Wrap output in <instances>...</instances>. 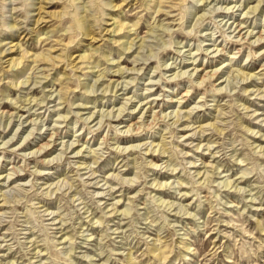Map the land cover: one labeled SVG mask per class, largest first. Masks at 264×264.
<instances>
[{
	"label": "rangeland",
	"instance_id": "obj_1",
	"mask_svg": "<svg viewBox=\"0 0 264 264\" xmlns=\"http://www.w3.org/2000/svg\"><path fill=\"white\" fill-rule=\"evenodd\" d=\"M240 21L264 29V0H0V264H264V43Z\"/></svg>",
	"mask_w": 264,
	"mask_h": 264
},
{
	"label": "bare ground",
	"instance_id": "obj_2",
	"mask_svg": "<svg viewBox=\"0 0 264 264\" xmlns=\"http://www.w3.org/2000/svg\"><path fill=\"white\" fill-rule=\"evenodd\" d=\"M256 9V8H255ZM255 9H254V11H255ZM244 23H245V21H240L239 23H237V26H236V28L233 30V32H236L237 30V35H238V37H242L241 39H248V40H251V38L252 37H256V39H255V41L257 40V41H261L260 42V44H257V45H262L263 43H264V40H263V38H264V29H262V30H260V31H258L256 34H254V30H250L249 29V27L248 26H246V27H248V29H247V31L244 33L243 32V29L245 28V26H244ZM244 33V34H243ZM257 34H258V36H257ZM248 37H250V38H248ZM131 47H126L125 49H130ZM215 50H217V51H221V53H224V52H222L223 51V49H215ZM263 53H264V49H263ZM231 58H235L234 56H232ZM192 65L195 63L194 61H192V62H190ZM211 65V64H210ZM210 67V66H209ZM208 67H205V68H203V67H194L192 70H194V71H197L198 72V74H197V76H198V81H200L199 83H201L202 85H203V83H206V82H210V83H212L211 81H212V79H214V78H218V73H219V69L220 68H216V69H211V70H209V69H207ZM196 76V77H197ZM244 76V78L245 79H252L251 80V82H255L256 80V76H255V74L253 73V74H251V73H246V75L244 74L243 75ZM225 82V80H222L221 82H220V84H218V85H221L222 83H224ZM250 82V83H251ZM208 84V83H207ZM200 85V84H199ZM201 85V86H202ZM205 85V84H204ZM251 85V84H250ZM221 89V88H220ZM189 90H187L185 93H183L182 94V97L181 98H184L185 96H189V92H188ZM246 91H248V90H246ZM257 91H259V93H258V95H261V93H260V90L259 89H257L256 90V92ZM253 93H255V92H253ZM262 97H264V95H261V98ZM152 101H154V100H152ZM152 101H149V102H146L145 103V105H148V104H150V106H149V109L147 110V112H153L154 114L157 112V111H155L154 110V106H153V103H151ZM176 101H178V100H176ZM183 101V100H182ZM40 105V104H39ZM145 109V108H144ZM116 112H118V114H116V117L118 116V118H119V116H120V114L121 113H123V112H125V110H123L122 109V107H120V109H117L116 110ZM161 112V111H160ZM158 113L157 112V114H155V115H153V119H160L161 117L162 118H165V117H167V115H164L165 113ZM153 113H151L150 115H152ZM127 115V114H126ZM143 115H147V113H142V115H141V117L143 116ZM91 117L93 116V114H91L90 115ZM100 116V115H99ZM115 116V115H114ZM123 116H125V115H123ZM98 117V116H97ZM258 117V116H257ZM145 118V117H144ZM147 118V117H146ZM123 119V117L120 119V120H122ZM142 119V118H141ZM95 120V119H94ZM118 121H120L119 119H117ZM145 120V119H144ZM179 120V118L176 120V121H178ZM148 121V120H147ZM159 121V120H158ZM141 124H143V121L141 122V121H134V119L132 118L131 120H130V122L129 123H127V125L126 126H124V127H126V129H127V131H129L130 129H134V131H136V133L138 132V131H140L139 129L140 128H142L141 126ZM214 125V124H213ZM195 129V128H194ZM133 131V132H134ZM132 132V133H133ZM50 134H51V132H49ZM48 133V134H49ZM53 135L54 134H56V133H52ZM128 134V133H127ZM53 135H50V139L48 138V141L47 142H43V143H41L40 145H39V147H37L36 149H35V151H33V152H35L36 153V156L35 155H32V156H30L29 157V159H33V158H37L38 157V154H40L39 156H48V155H51L50 153L53 151V149H57V146H56V144L52 147L51 146V143L52 142H50V141H52V137H53ZM133 135V134H132ZM131 135V136H132ZM201 142V141H200ZM31 143V141H28L26 144H25V146H27L28 144H30ZM57 143V142H56ZM146 145V144H145ZM164 145V144H163ZM163 145L162 144H160V143H158L157 144V146H155V147H158V146H160L159 147V149L161 148L162 149V152H165V150H164V147H163ZM24 146V147H25ZM67 146V145H66ZM79 146V145H78ZM84 147V146H83ZM211 147V146H210ZM148 147H146L145 148V150L147 149ZM75 149V148H74ZM83 149V148H82ZM82 149H80V150H78L77 151V153H80L81 151H82ZM125 149V148H124ZM43 150H45L44 152H42ZM63 151V150H62ZM122 151H124V150H122ZM135 152V151H138V150H134V149H131L130 150V152ZM147 151L149 152V149H147ZM156 151H158V149L156 148L155 149V152ZM32 152V153H33ZM64 153H66V150L65 151H63ZM129 152V153H130ZM160 152H161V150H160ZM30 154V153H29ZM34 154V153H33ZM163 154V153H162ZM75 157V156H74ZM78 157V156H77ZM45 161H47V160H43L42 161V165H45ZM51 161H53V160H51ZM47 163H51L50 162V160L47 162ZM22 168V167H21ZM87 168V167H86ZM12 169L16 172V171H18L17 169H15V167H12ZM92 170V169H91ZM90 170V171H91ZM95 172V171H94ZM18 173V172H17ZM93 173V172H92ZM11 173H9V175H10ZM95 174V173H94ZM20 175V173L18 174V176ZM38 175H40V174H38ZM0 176H2V174H0ZM6 178V176H4L2 179H5ZM131 181H133V180H131ZM167 185V184H166ZM226 186H228V184L226 185ZM0 207H3V205H0Z\"/></svg>",
	"mask_w": 264,
	"mask_h": 264
}]
</instances>
